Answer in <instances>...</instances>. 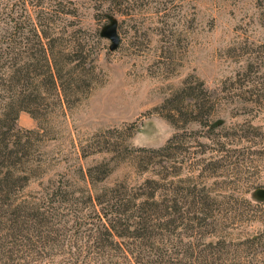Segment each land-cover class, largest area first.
<instances>
[{
	"label": "rangeland",
	"instance_id": "rangeland-1",
	"mask_svg": "<svg viewBox=\"0 0 264 264\" xmlns=\"http://www.w3.org/2000/svg\"><path fill=\"white\" fill-rule=\"evenodd\" d=\"M55 6L74 12L56 18ZM11 11L51 19L53 35L66 26L91 74L60 97L69 108L52 100L44 117L18 115L24 167L35 171L17 201L36 202L49 181L78 191L79 169L96 164H108L98 189L173 182L176 165L179 178L211 188L215 228L183 239L194 255L166 251L194 262L219 241L226 264H264V0H0V12ZM86 214L49 217L42 240L26 236L0 264H124L93 249Z\"/></svg>",
	"mask_w": 264,
	"mask_h": 264
},
{
	"label": "trees",
	"instance_id": "trees-1",
	"mask_svg": "<svg viewBox=\"0 0 264 264\" xmlns=\"http://www.w3.org/2000/svg\"><path fill=\"white\" fill-rule=\"evenodd\" d=\"M73 12L60 6L52 10L56 18ZM14 14L13 11L0 12V259H9L30 234L42 240L49 217L68 212L76 219L77 213L85 211V217L90 220L87 239L107 261L226 264L221 261L219 253L224 247L219 241L204 243V249L196 257L198 261L194 262L178 260L166 251L168 246L179 250L190 248L184 238H194L198 234L206 238L215 228L216 201L211 188L193 183L191 178H179L176 165L172 168L177 170L172 174L176 178L173 182L165 183V178L160 177L147 179L140 185L120 182L98 189L94 180L107 175L108 164H96L83 172L79 169L85 186L78 191L66 183L49 181L36 202L17 201L16 195L35 171L24 167L27 144L15 130L18 115L23 112L33 119L44 117L53 106L52 100L54 104H65L69 108L66 100L62 103L60 97L66 98L75 92L71 89L73 83L89 82L91 74L84 68L89 55L83 53L82 46L73 38H63L66 26L53 35L51 19L37 16L36 22H32L28 17L25 20L14 18ZM83 88L80 87L79 93L85 90ZM197 109L200 114L201 109ZM172 141L173 138L168 140L159 152L169 151ZM102 152L108 150L94 153ZM170 160L173 164L178 162ZM201 164L206 172L213 168L211 163ZM75 193L81 197L74 198ZM188 251L185 249V258L195 254Z\"/></svg>",
	"mask_w": 264,
	"mask_h": 264
},
{
	"label": "water",
	"instance_id": "water-1",
	"mask_svg": "<svg viewBox=\"0 0 264 264\" xmlns=\"http://www.w3.org/2000/svg\"><path fill=\"white\" fill-rule=\"evenodd\" d=\"M110 39L112 40V42H113V43H115V42H116V39H115V37H113V36H112V37H110Z\"/></svg>",
	"mask_w": 264,
	"mask_h": 264
}]
</instances>
